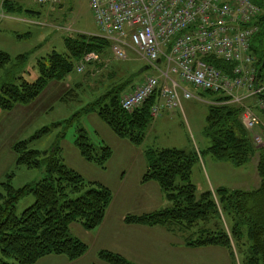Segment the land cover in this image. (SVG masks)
Masks as SVG:
<instances>
[{"label": "trees", "instance_id": "obj_1", "mask_svg": "<svg viewBox=\"0 0 264 264\" xmlns=\"http://www.w3.org/2000/svg\"><path fill=\"white\" fill-rule=\"evenodd\" d=\"M253 1L261 8L255 21L258 29L251 41L257 87L262 89L248 100L255 103L264 100V0ZM18 7L21 11L22 5L13 0L3 3L8 13L17 11ZM65 43L67 53L55 50L38 60L39 77L34 82L17 76L28 61L26 54L17 56L14 72L20 71L14 80L1 87V109L12 110L16 104H28L39 96L49 81H62L74 72L76 63L84 55L95 52L104 56L111 48V42L98 34L69 36ZM204 60L228 74L233 71V63L215 56ZM12 62L11 55L0 50V68H6ZM125 85L127 83L108 89L89 104L85 112H96L119 138L140 146L153 122L151 111L159 91L140 107L127 111L121 105L124 96L121 89ZM230 100V96L220 94L209 104L205 133L211 144L205 152L176 147L146 148L147 170L142 181H156L169 205L142 215H127L125 219L132 224L163 226L182 233L189 247H224L235 262L237 254L242 255L241 264H264V110L255 109L261 119L257 131L263 137V143L259 145L242 122L244 106ZM49 131L50 128H45L36 137ZM29 143L14 144L17 167L43 169L46 176L24 187L13 184L15 174H8L6 180L0 182V264H35L49 255H65L70 260H77L86 254L88 245L72 235L71 224L78 222L86 230L100 226L113 200V191L100 182L88 181L70 168L64 162L61 147L41 152L30 149ZM75 144L88 162L102 169L108 168L113 155L110 145L92 143L83 127L79 129ZM203 153L237 167L255 158L260 185L253 189L219 187L215 193L206 190L198 194L192 175ZM28 194H33L35 201L17 214L19 201ZM98 257L108 264H132L108 250H101Z\"/></svg>", "mask_w": 264, "mask_h": 264}, {"label": "rangeland", "instance_id": "obj_2", "mask_svg": "<svg viewBox=\"0 0 264 264\" xmlns=\"http://www.w3.org/2000/svg\"><path fill=\"white\" fill-rule=\"evenodd\" d=\"M2 1L0 50L9 53L13 62L6 68H0V90L5 83L14 80L16 73L20 71L17 69V72H14L17 56H28L25 68L17 76L22 75L28 81L34 82L39 77V59L55 50L67 53L66 37L100 34L89 0H63L58 6L39 4L36 0H14L22 5V10L18 7L13 13H8L1 6ZM146 63L147 61L136 52H132L128 60H116L110 49L106 55L101 56V61L89 65L85 72L74 71L62 81H49L39 96L28 104H16L12 110L0 108V181H5L8 174H15L13 184L16 187H24L46 176L43 169L15 165V153L11 146L16 142L30 141L29 148L41 152H50L55 147H61L64 162L70 168L82 174L88 181H100L117 191L120 188L119 171L123 167L129 168L123 150L125 146H138L116 136L96 112L86 113L85 109L113 86L127 83L121 89L125 95L150 74L160 75V80L164 83L166 78L152 67L145 68L148 64ZM160 68H165V63ZM171 76H174V80L179 81L182 87L190 90L194 98H182L184 110L178 107L167 110L166 113L161 112L156 126L157 120L154 118L147 137L140 146L192 148L205 152L211 144L205 133L208 102H213L220 94L199 91L178 76ZM253 102L245 103L254 109L258 108ZM81 127L86 129L92 143H106L115 149V159L109 168L102 169L82 157L75 144ZM257 127L255 133H258ZM45 128H50V131L36 137ZM121 140L126 143H121ZM262 143L263 140L257 144ZM254 159L244 166L237 167L228 161H221L211 154L203 153L195 164L192 175L198 194L206 190L215 193L219 188L216 183H222L220 185H225L226 188H255L257 178L254 176ZM130 173L132 175L134 171ZM34 201L33 194L24 196L17 205V214H21ZM158 203H162V206H159L161 208L169 205L167 199H161ZM135 205V201H129L127 206L119 209L115 206L109 213L105 227L120 226L118 216L125 211H131ZM105 227L100 225L95 229L86 230L78 222L72 223V235L80 237L88 245L86 254L77 260H70L65 255H49L35 264H108L98 257L100 249L110 247L109 236L101 231V228ZM182 236V233L161 235L159 243L155 238V244L146 249L148 256L151 254L152 258L143 260L142 264H241L242 255L237 254L235 262L224 247L188 248L171 245V240ZM167 238L169 245L165 243ZM10 261L15 262L13 259Z\"/></svg>", "mask_w": 264, "mask_h": 264}, {"label": "built area", "instance_id": "obj_3", "mask_svg": "<svg viewBox=\"0 0 264 264\" xmlns=\"http://www.w3.org/2000/svg\"><path fill=\"white\" fill-rule=\"evenodd\" d=\"M39 4L60 5L63 0H36ZM100 35L111 42L117 60H128L136 52L156 68L160 77L148 76L131 93L123 96L122 107L131 111L159 91L151 114L181 107L182 98L194 94L175 81L171 74L201 91L230 96V102L244 106L242 121L257 143L263 138L255 133L260 117L248 99L262 89L257 87V69L251 41L258 27L255 21L261 8L253 0H89ZM215 56L233 63L231 74L204 60ZM163 60L165 69L157 62ZM101 61L99 54L84 55L76 72ZM264 109V100L256 101Z\"/></svg>", "mask_w": 264, "mask_h": 264}, {"label": "crops", "instance_id": "obj_4", "mask_svg": "<svg viewBox=\"0 0 264 264\" xmlns=\"http://www.w3.org/2000/svg\"><path fill=\"white\" fill-rule=\"evenodd\" d=\"M3 3L4 0L2 1L1 6H3ZM15 3L18 2L15 1ZM208 103L210 104L212 102H208ZM181 108L182 110H184L182 106ZM165 111L168 112L167 110H164L163 113H166ZM154 120H157L155 124L156 126L159 118H156ZM155 126H153V129ZM121 141H122L121 143H126L124 142V140ZM110 146L113 150V155L111 159L108 161V168L115 159V149L112 147V145ZM13 147L14 144L11 146V149H13L14 151ZM125 147L126 148L125 150H123L124 151L123 154L126 159L127 166L129 168L127 169L123 167L118 173L120 188L117 191L116 190L114 191V189L111 188L109 185H106L100 181L95 180L96 182H100L108 186L113 191V200L110 206L108 207L106 217L103 223L101 224V226L105 227L108 221L109 213L113 211L112 209L115 208V206L116 208L119 209L123 206H127L129 201H135L136 205L131 209V211H125L118 216V220L121 222L120 226L109 225L106 226L105 228H101V231H104V234L106 236H109L108 241L110 247L106 245L107 247L100 249V251L101 250L112 251L114 253L120 254L121 256L125 257L132 264H142L143 260L146 259L150 260L152 258L151 254H149L148 256L146 249L151 248L153 244H155V238H157L156 242L159 243L161 241V235L167 234L169 236L170 233L176 235L179 233L172 232L171 230L163 226H146V225L132 224L126 222L125 218L127 215H142L145 213H150L162 209L159 206H162L161 204L163 202L158 203V201L161 199L165 201L166 197L160 185L156 181H149V182L142 181L143 175L147 170V161L145 157L146 148H143L141 146L140 147L138 146L137 148H132V146H125ZM158 148H169V147H158ZM253 161H254L253 162L254 176H256L257 178L256 187H258L260 185L261 179L257 173V160L255 159ZM15 165H16V155H15ZM130 171L131 172L134 171V174L131 175ZM216 184H218L219 187H225V185H220L222 183H216ZM165 243L169 245L168 238ZM171 245L176 247L185 246L188 248H198V247L187 246L184 242L183 236L179 239L171 240ZM228 253L230 258L232 259L229 251Z\"/></svg>", "mask_w": 264, "mask_h": 264}]
</instances>
